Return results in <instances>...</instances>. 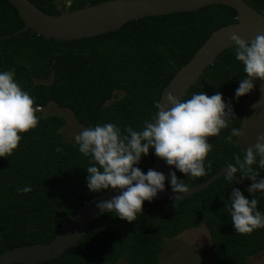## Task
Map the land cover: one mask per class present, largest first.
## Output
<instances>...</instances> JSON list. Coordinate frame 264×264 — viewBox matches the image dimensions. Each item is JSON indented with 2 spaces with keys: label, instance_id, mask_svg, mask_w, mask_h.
<instances>
[{
  "label": "trees",
  "instance_id": "16d2710c",
  "mask_svg": "<svg viewBox=\"0 0 264 264\" xmlns=\"http://www.w3.org/2000/svg\"><path fill=\"white\" fill-rule=\"evenodd\" d=\"M30 1L52 15L64 12L57 0ZM105 1L109 0H73L67 10ZM246 1L264 13V0ZM237 17L235 9L213 4L193 12L146 17L118 31L70 42L49 39L30 29L1 41L0 72L15 69V81L33 98L36 108L54 103L69 109L85 128L114 123L122 133L129 126L141 130L156 114L155 103L176 73L214 32L236 23ZM24 26L18 9L8 0H0V39ZM242 78H246L244 66L236 60L232 47L219 55L184 98L219 92L225 104L231 103L236 118L219 136L209 138L212 150L205 159L206 175L185 176L173 167L171 172L189 188L235 163L234 155L243 159L240 136L233 137L231 144L225 141L232 128L241 130L244 125V101L249 93L238 99L235 96ZM118 93L123 96L117 98ZM41 110L37 111L36 128L20 134L12 155L0 157V256L17 247L51 242L66 220L107 191L88 190L86 169L92 158L82 155L76 142L64 139L63 116L42 117ZM155 156L150 149L136 167L146 174ZM253 167L259 171L257 179L264 178V170L258 164ZM237 175L251 185L243 173ZM166 185L172 190L170 176ZM25 186L32 191L22 193ZM233 188L251 201L240 184L222 177L190 198L145 201L142 214L132 223L105 213L91 224L76 248L39 264H110L121 259L127 264H159L166 239L201 225L210 232L216 264H246L264 250V228L250 234L236 232L229 212ZM254 198L257 210L264 214V197Z\"/></svg>",
  "mask_w": 264,
  "mask_h": 264
},
{
  "label": "clouds",
  "instance_id": "9594fccd",
  "mask_svg": "<svg viewBox=\"0 0 264 264\" xmlns=\"http://www.w3.org/2000/svg\"><path fill=\"white\" fill-rule=\"evenodd\" d=\"M68 3L70 5L71 0ZM230 40L235 45V58L243 64L246 73L235 92L238 99L253 90L255 80L264 81V34H258L249 42L233 31ZM14 76L15 69L0 72V157L12 155L21 141L20 134L36 128L39 123V109ZM155 108L156 114L141 130L129 126L122 133L116 124L104 123L86 128L74 138L79 152L92 158L91 166L86 169L88 190L121 192L109 201H101L97 208L101 212L115 213L129 223L136 221L137 214H142L145 201L151 202L158 192L164 191L162 173L149 169L144 174L136 167L142 156L154 149L156 157L185 176L202 177L206 175L205 159L212 150L209 138L219 136L221 130L236 119L231 103L225 104L219 92L211 96L204 92L193 93L188 99H177L168 93L166 103L158 100ZM241 135V130L232 128L225 141L231 144L233 137ZM233 158L235 163L227 165L226 178L233 180L238 172L243 173L252 181L250 194L264 193V178L257 179L259 171L253 167L258 164V168L264 170V135L245 150L243 159L239 154ZM211 166L209 162L207 167ZM169 176L173 193H189L188 185L179 181L175 172ZM20 191L29 193L32 189L25 186ZM178 199L179 195L175 201ZM257 205V198L249 201L239 189H232L229 212L237 233L250 234L264 228V214L257 210Z\"/></svg>",
  "mask_w": 264,
  "mask_h": 264
},
{
  "label": "water",
  "instance_id": "95a60500",
  "mask_svg": "<svg viewBox=\"0 0 264 264\" xmlns=\"http://www.w3.org/2000/svg\"><path fill=\"white\" fill-rule=\"evenodd\" d=\"M19 11L25 26L18 32L3 36L1 41L32 29L37 34L57 41H76L92 38L101 34L120 30L125 24L146 17L164 16L179 12H193L209 5H225L238 13L237 22L224 26L214 32L201 46L194 57L173 77L163 91L161 103L172 93L177 99H184L189 90L197 84L205 71L214 64L224 51L234 47L230 34L234 31L245 41H252L258 34H264V13L259 12L246 0H109L76 10H66L52 15L39 9L30 0H8ZM5 63V58H4ZM150 169L165 176L164 191L158 192L156 201L165 198H190L205 191L214 182L226 177L227 165H224L208 180L191 186L189 193L178 194L168 189L166 182L173 167L155 156ZM147 174V173H146ZM233 180L247 190L251 186L238 175ZM249 193V192H248ZM120 190H107L83 205L70 219L66 220L57 236L49 243H37L10 249L0 256V264H39L61 257L77 247L91 224L106 212H101L97 204L109 201L120 195ZM264 197L257 191L250 194Z\"/></svg>",
  "mask_w": 264,
  "mask_h": 264
},
{
  "label": "rangeland",
  "instance_id": "374dc122",
  "mask_svg": "<svg viewBox=\"0 0 264 264\" xmlns=\"http://www.w3.org/2000/svg\"><path fill=\"white\" fill-rule=\"evenodd\" d=\"M56 2L63 11L67 10L68 0H57ZM46 82L50 83L51 80ZM122 96V93H118L117 98ZM244 105L245 121L238 144L246 150L257 142L258 137L264 135V81H254L253 90L244 101ZM39 113L42 117L53 114L63 116L66 119V125L62 128V133L68 142L75 143V136L86 129L77 121L71 110L61 108L54 103ZM110 264H127V262L121 259L117 263ZM159 264H216V253L207 226L201 225L198 228L184 231L175 238L166 239ZM246 264H264V250L250 257Z\"/></svg>",
  "mask_w": 264,
  "mask_h": 264
},
{
  "label": "built area",
  "instance_id": "2783aa9c",
  "mask_svg": "<svg viewBox=\"0 0 264 264\" xmlns=\"http://www.w3.org/2000/svg\"><path fill=\"white\" fill-rule=\"evenodd\" d=\"M37 109L41 110V108H40V107H38Z\"/></svg>",
  "mask_w": 264,
  "mask_h": 264
}]
</instances>
